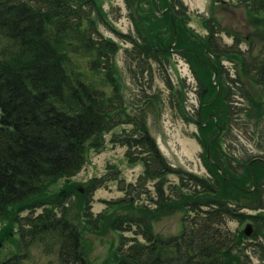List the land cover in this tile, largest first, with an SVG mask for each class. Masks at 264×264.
<instances>
[{
    "label": "trees",
    "instance_id": "trees-1",
    "mask_svg": "<svg viewBox=\"0 0 264 264\" xmlns=\"http://www.w3.org/2000/svg\"><path fill=\"white\" fill-rule=\"evenodd\" d=\"M94 1L0 0V241L13 245L0 253V264H29L34 247L45 261L32 264H250L247 246L264 249V212L258 211L264 202V0H214L209 16L202 17L207 32L202 35L187 27L181 0H158L157 6V0H125L134 34L122 36L131 44L137 70L144 74L145 64L150 71L151 62L162 66L178 52L198 84L195 124L199 144L210 152V161L203 157L207 179L173 167L142 118L139 123L128 116L112 62L116 43L82 24L87 6L100 15ZM215 3L243 13L253 38L246 51L237 33L231 45L221 43ZM223 60L233 65L235 79ZM165 83L183 112V81L175 88ZM233 90L242 98L241 108L232 100ZM182 117L190 122L185 111ZM125 123L134 129L124 146L138 152L144 167L139 181L152 182L154 196L145 200L126 190L127 197L115 204L119 212L85 216L87 195L97 186L85 183L82 192L68 179L90 150L99 149L106 132ZM236 125L255 139L261 156H234L226 137ZM127 158L132 160L129 151ZM173 174L178 184L164 189ZM50 186L59 187L50 192ZM36 208L43 212L16 237L12 221L18 211ZM174 215L181 218V231H154ZM248 221L249 237L227 225ZM123 224L133 237H119L120 245L111 244L104 259H91L92 241L120 232Z\"/></svg>",
    "mask_w": 264,
    "mask_h": 264
},
{
    "label": "rangeland",
    "instance_id": "rangeland-1",
    "mask_svg": "<svg viewBox=\"0 0 264 264\" xmlns=\"http://www.w3.org/2000/svg\"><path fill=\"white\" fill-rule=\"evenodd\" d=\"M224 1L228 0L222 2ZM94 2L101 8L99 9L100 15L96 9L87 6L83 10L84 13L87 9V18L82 21V24L88 25L85 29L91 26L92 31L90 32L93 34L98 30L100 35L95 36L110 38L116 43L117 53L113 55L112 62L116 69V78L119 84V99L122 101L128 116L137 122L142 118L141 123L147 128L159 152L173 167L192 173L199 178L207 179L209 174L203 165V157H207V155L197 139L198 126L195 124V111L199 104V87L187 64V60L178 52H173L169 56L168 62L163 63L162 66L151 62V69L148 71L147 64H145L146 73L141 74L137 70L138 64L135 62L134 55H130L131 44L127 38L122 36L134 34L126 1L95 0ZM181 3L185 9L183 6H179V9H184L182 12L188 15L187 27L201 35L206 34V30L202 26V17L209 16L214 0H181ZM223 4L225 5V3ZM217 7L218 9L215 11L221 21V28L224 30L219 31L218 34L221 43L227 46L231 45L234 42L232 34L237 33L240 35L239 48L246 51L253 42V38L251 37L252 29L247 26L243 13L233 6L219 8L217 5ZM222 65L228 75L235 79L233 65L225 60L222 61ZM141 75L144 76V79L141 78ZM166 80L174 85L173 88L178 87V82L183 81L185 85V89L181 91L183 99L186 93L183 112L185 111L190 115V122L182 117V110L179 111L174 102H171V95L165 83ZM184 91L185 93H183ZM233 91L236 96L233 95L232 100H235L236 103L234 104L241 108L243 105L242 98L236 92L237 90ZM241 119L243 118L241 117ZM238 124L241 125V123ZM233 128L235 129L232 134L226 137L229 140L226 145L230 147L234 156H261L262 152L258 148L255 139L246 134L238 125ZM133 129V125L125 123L106 132L99 149L90 150L84 166L68 179L76 184V190L82 192V185L85 183L91 182L97 186L87 195V199L91 203L90 207L82 209L83 215L94 216L102 213L119 212L115 204L127 197L128 192L126 190H131L134 195H139L141 199L153 198V183H140L139 181V176L142 175L144 167L140 156L136 155L138 152L124 146V137L132 133ZM128 151L132 157L131 161L127 158ZM258 161L261 160L258 159ZM96 179H99V181L101 179V182L98 180L96 182ZM119 179L124 181L121 183ZM178 179V176L174 174L168 175L163 183L164 189H167L169 184L177 185ZM58 187L50 186L48 191L55 192ZM260 192L264 196V188L260 189ZM258 211L264 212V202ZM42 212L43 208H36L33 211L19 210L12 221L14 235L17 237L19 231L23 230V225L31 218H37ZM247 223L251 222L242 223L240 226L229 222L227 225L232 231H235L237 229L243 230ZM181 225L180 216L174 215L161 220L153 228L155 232L167 235V233L172 232L174 234L175 231H181ZM122 227L120 232L102 235L92 241L94 247L91 259H97L98 261L104 259L108 249L112 247L111 244L114 247L120 245L119 237L130 239L133 237V231H130V227L124 224ZM261 243H264V241ZM12 249L13 245L10 241H0L1 254L4 255ZM245 253L249 256L250 264H264V260H261L264 259V256L261 257L264 254V249L255 252L247 246ZM36 261H45L39 247L32 248L29 264Z\"/></svg>",
    "mask_w": 264,
    "mask_h": 264
},
{
    "label": "water",
    "instance_id": "water-1",
    "mask_svg": "<svg viewBox=\"0 0 264 264\" xmlns=\"http://www.w3.org/2000/svg\"><path fill=\"white\" fill-rule=\"evenodd\" d=\"M158 5V0L156 1V6ZM215 78H216V74H213V78H212V81L214 83L215 81ZM206 92V90L204 89L201 93V96L204 95V93ZM207 158L208 160L210 161V152L209 150L207 149ZM252 225L250 223H247L245 226H244V229H243V233L246 237H249L251 234H252Z\"/></svg>",
    "mask_w": 264,
    "mask_h": 264
}]
</instances>
